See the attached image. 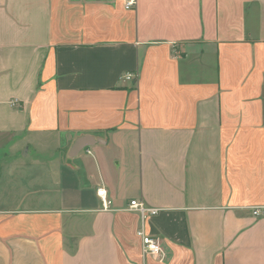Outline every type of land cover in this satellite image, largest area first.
I'll list each match as a JSON object with an SVG mask.
<instances>
[{"label": "crops", "instance_id": "crops-1", "mask_svg": "<svg viewBox=\"0 0 264 264\" xmlns=\"http://www.w3.org/2000/svg\"><path fill=\"white\" fill-rule=\"evenodd\" d=\"M123 2L0 0V264H264V0Z\"/></svg>", "mask_w": 264, "mask_h": 264}, {"label": "built area", "instance_id": "built-area-1", "mask_svg": "<svg viewBox=\"0 0 264 264\" xmlns=\"http://www.w3.org/2000/svg\"><path fill=\"white\" fill-rule=\"evenodd\" d=\"M135 5H136V0H124L123 2V7L127 11L132 10L135 7ZM125 80H131V75H126ZM96 193L99 199L101 200L103 207L106 208L107 207L106 191L102 188H99L97 189ZM128 209L130 211L137 212L141 218L142 223H144V221L148 217H153L158 213L157 209H149L144 205V203L141 200H135V199L129 201ZM137 235L141 239L143 253L147 255L156 256L159 252L158 241L155 238L146 235L143 228H140L137 231Z\"/></svg>", "mask_w": 264, "mask_h": 264}, {"label": "water", "instance_id": "water-1", "mask_svg": "<svg viewBox=\"0 0 264 264\" xmlns=\"http://www.w3.org/2000/svg\"><path fill=\"white\" fill-rule=\"evenodd\" d=\"M96 143H100V140L95 139V138L90 137V136L78 137L72 143V146H71L69 153H68L69 158L75 157L80 151H82L86 147H90Z\"/></svg>", "mask_w": 264, "mask_h": 264}]
</instances>
